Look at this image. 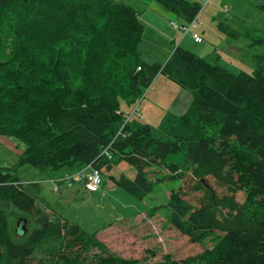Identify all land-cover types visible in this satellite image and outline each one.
<instances>
[{
	"label": "trees",
	"instance_id": "obj_1",
	"mask_svg": "<svg viewBox=\"0 0 264 264\" xmlns=\"http://www.w3.org/2000/svg\"><path fill=\"white\" fill-rule=\"evenodd\" d=\"M153 1L180 21L200 10L194 0ZM143 30L138 11L117 0H0V135L25 143L17 166L73 172L126 161L135 178L112 180L140 200L190 175L198 205L181 185L148 214L167 209L168 224L214 246L183 260L127 258L40 203L31 187L41 182L25 185L0 166V264H264V55L253 73L180 45L149 64ZM159 74L193 94L187 111L158 127L132 117L115 139L123 102L135 105ZM109 145L111 158L100 156Z\"/></svg>",
	"mask_w": 264,
	"mask_h": 264
},
{
	"label": "rangeland",
	"instance_id": "obj_2",
	"mask_svg": "<svg viewBox=\"0 0 264 264\" xmlns=\"http://www.w3.org/2000/svg\"><path fill=\"white\" fill-rule=\"evenodd\" d=\"M117 1L134 7L139 13L144 25L139 46L141 58L146 63H165L180 45L233 72L253 73L257 66L256 57L264 55V0H210L200 16L204 23L194 26L189 34L171 24V21H178L189 25V21H180L156 1ZM194 31L204 37L202 42L195 40ZM166 78L164 74L158 79L156 77L135 105L123 102L124 111L132 114L133 120H141L153 127L160 126L171 111L180 87ZM25 147V143L17 138L0 135V166L4 171L16 173L24 183L62 173L41 170L29 164L17 166ZM120 174L117 169L116 177L119 178ZM107 176L101 189L95 192L88 191L80 177L73 180L72 187L60 184L58 193L54 192V185L46 180L42 183L45 191L38 201L52 206L68 220L79 222L87 232H97V237L111 250L127 258L157 262L170 253L177 260H183L214 246L212 239L205 243H193L188 236L168 224L167 209L148 214L153 206L166 202L174 188L182 185L189 191L192 185L190 175L155 185L153 193L144 200L129 194L116 183L112 184ZM208 182L220 193L224 192V188L217 186L213 178H209ZM201 195V192L189 191L186 197L198 205ZM236 196L243 202L247 195L240 191ZM258 199L264 201V196L260 195Z\"/></svg>",
	"mask_w": 264,
	"mask_h": 264
},
{
	"label": "built area",
	"instance_id": "obj_3",
	"mask_svg": "<svg viewBox=\"0 0 264 264\" xmlns=\"http://www.w3.org/2000/svg\"><path fill=\"white\" fill-rule=\"evenodd\" d=\"M194 1L200 5V10H199V13L196 15V17L193 18L189 22V25L181 24L178 21H171V24L174 25V27L176 29L183 28L185 34H189L192 31L194 26L202 25L203 21L201 20L200 15L210 2V0H194ZM193 34H194V38L197 42L203 41V37L201 36L200 33H198L197 31H194ZM119 113H121V111ZM132 116L133 115L129 114V113L124 114L123 124H122L120 130L115 135V139L119 138L121 135L125 134L124 128L127 125V123L132 119ZM109 147H110V145L103 147L101 150L100 156H105V157L108 156V158H111V153H110ZM101 174H103L102 169L96 168L93 164H88L84 168L73 173V175L67 174L63 177L49 179L48 181L54 185V188H53L54 192L58 193L60 191L59 185L61 183L71 185V183L73 182L74 179L80 177L82 180H84L85 187L87 188V190H89L90 192H95V191L100 190L101 189L100 187H102L103 175H101ZM22 183L25 185H29L32 183H36V181H30L27 183L22 182Z\"/></svg>",
	"mask_w": 264,
	"mask_h": 264
},
{
	"label": "crops",
	"instance_id": "obj_4",
	"mask_svg": "<svg viewBox=\"0 0 264 264\" xmlns=\"http://www.w3.org/2000/svg\"><path fill=\"white\" fill-rule=\"evenodd\" d=\"M161 75L162 74H159L157 76V79ZM166 79H169V78L167 77ZM178 88L179 89L176 91L174 102H173V104L171 105L170 108H171L172 113H175L177 115H181V114H184L187 111V109L189 108L190 104L192 103L193 94L190 91H188V90L182 89L180 87H178ZM175 109H178V110L175 111ZM171 111H169L168 113H170ZM126 113H128V112H126ZM123 168H126V169H123ZM117 169L120 170L121 174H125L126 176H128L131 179L135 178V176H136V170L131 165H129L126 161H123L119 165L113 166L110 169H106L105 167L102 168V171H103V183H104V180H105L106 176L108 175L111 178L112 184H114L115 181L112 180V177H114L115 179H119L120 178V177L119 178L116 177V175H115V172H116ZM105 170H106V173L104 172ZM126 170H128V172ZM61 172L62 173H60V174H53L51 176H46V178L41 180L42 181L41 184L33 185L31 187L32 190L34 191V195L38 196L37 199H39L41 194L43 193V191H45L44 188H43V185H42L43 181H46V180H48L50 178L59 177V176L62 177V176L67 175V174H72L73 175V173H75L76 171L72 172V171L64 169ZM34 181H40V180H34ZM72 186H73V184L70 187H72Z\"/></svg>",
	"mask_w": 264,
	"mask_h": 264
},
{
	"label": "water",
	"instance_id": "obj_5",
	"mask_svg": "<svg viewBox=\"0 0 264 264\" xmlns=\"http://www.w3.org/2000/svg\"><path fill=\"white\" fill-rule=\"evenodd\" d=\"M26 223H27V220L24 221V224H21V221L18 222V225L22 227L23 225V228L25 229V231L27 230L26 228Z\"/></svg>",
	"mask_w": 264,
	"mask_h": 264
}]
</instances>
